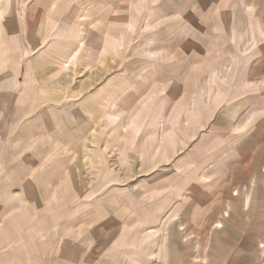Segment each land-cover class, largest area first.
<instances>
[{
    "label": "rangeland",
    "instance_id": "rangeland-1",
    "mask_svg": "<svg viewBox=\"0 0 264 264\" xmlns=\"http://www.w3.org/2000/svg\"><path fill=\"white\" fill-rule=\"evenodd\" d=\"M0 8L23 51L0 61V194L40 200L24 264H264V29L186 50L153 0Z\"/></svg>",
    "mask_w": 264,
    "mask_h": 264
},
{
    "label": "crops",
    "instance_id": "crops-1",
    "mask_svg": "<svg viewBox=\"0 0 264 264\" xmlns=\"http://www.w3.org/2000/svg\"><path fill=\"white\" fill-rule=\"evenodd\" d=\"M153 1L156 3V7L158 8L157 11L160 12L159 14H162L163 16L162 20L159 21L160 27L168 28L169 30H181L179 31L180 45L182 47H185L184 49L186 50H192L193 47L199 48L202 46H207L210 45L211 42L213 43V41H217L215 43L219 46L228 48L233 44L229 39L234 38L233 35L235 34V31H238V35L243 38L251 30L264 29V0ZM1 9L2 8H0V16L2 17L3 13ZM169 14H172L173 17L167 18L166 16ZM158 19H160V17ZM10 20L11 19H0V29L2 28V26H5V28L7 27V29L10 30L11 26H8L9 24H12V21ZM197 29H202V31H204L199 33L196 32ZM261 35L262 34L258 33L255 36L258 38H262ZM109 38L113 39L112 37ZM11 41L12 40H10V38L8 39V44L2 41L0 42V46L2 47L6 44L8 45V47H10V45L15 47L16 42ZM21 42L19 41L18 46H26L25 42ZM213 50L214 48L210 50V53L213 54ZM21 52L23 51L19 48L10 49V53L5 52L4 49V54L0 52V61L6 59L5 57L11 59L12 55L15 56V60H18L22 55L20 54ZM215 52L219 53V49H216ZM222 53L227 54V52ZM187 59L183 60L182 57V62H187ZM187 67H185V69ZM190 73L188 72L189 76L191 77L192 74ZM1 103L4 102L0 101L1 109H9V103H5L4 105H2ZM23 106H25V104L22 105L20 103L19 106H16L15 110H20L23 108ZM240 112V107L235 108L234 117L239 115ZM42 144H45V142H42ZM26 146H28V144ZM35 146L36 142L33 141L29 143V149L33 152L35 151ZM181 174L182 173H176L173 177L174 179L170 181V184L171 182H173L172 184L174 185H185L180 179L182 177ZM181 182L183 184H181ZM3 186H6V188H8L9 185ZM11 186L16 187V185ZM20 186L21 185H17V187L19 188ZM32 188L33 187L31 186L30 189ZM20 189L22 190V188ZM30 195L31 193L28 189H24L20 192H15L13 194H0V264H24V261L26 260V254L29 252V248H32L31 245H34V242L40 237L37 233V230L39 228V210L37 206L40 200L36 197L29 198ZM67 197H69L70 199L73 198L71 193H68ZM162 208L163 203L160 204L158 208L151 210L152 220L155 219L158 213L166 210L167 206L164 209ZM86 209H89V207H86L85 210ZM179 212L181 214H184L182 209L180 208L178 214ZM56 214H58V211L56 212ZM175 214L176 213L172 215ZM148 225L149 223H147L145 231L149 235L148 237H152V231H158V222L154 226Z\"/></svg>",
    "mask_w": 264,
    "mask_h": 264
}]
</instances>
